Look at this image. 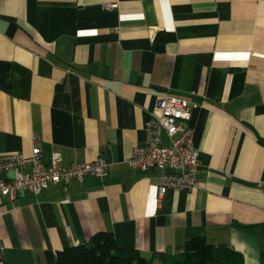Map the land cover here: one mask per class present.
Wrapping results in <instances>:
<instances>
[{
    "label": "crops",
    "instance_id": "1",
    "mask_svg": "<svg viewBox=\"0 0 264 264\" xmlns=\"http://www.w3.org/2000/svg\"><path fill=\"white\" fill-rule=\"evenodd\" d=\"M191 93L201 188L160 197L127 160L158 98ZM33 147L107 167L1 199L0 264H55L99 232L146 259L202 237L264 264V0H0V153Z\"/></svg>",
    "mask_w": 264,
    "mask_h": 264
},
{
    "label": "built area",
    "instance_id": "2",
    "mask_svg": "<svg viewBox=\"0 0 264 264\" xmlns=\"http://www.w3.org/2000/svg\"><path fill=\"white\" fill-rule=\"evenodd\" d=\"M104 7L112 10L116 4H105ZM194 95L191 93L190 97L183 98L166 94L158 98L144 128V143L133 149L127 160L131 168L158 171L160 197L169 189L191 191L201 188L199 157L188 125L191 111L197 108L192 99ZM163 136L167 138V144L163 142ZM41 156L38 147L32 148L29 157L19 153H0V200L13 201L23 192L37 196L50 185H60L65 189L70 182H81L88 176L101 178L107 167L101 157L91 163L59 167V153L50 155L48 165L41 163ZM25 167L30 168L27 174L22 171Z\"/></svg>",
    "mask_w": 264,
    "mask_h": 264
},
{
    "label": "trees",
    "instance_id": "3",
    "mask_svg": "<svg viewBox=\"0 0 264 264\" xmlns=\"http://www.w3.org/2000/svg\"><path fill=\"white\" fill-rule=\"evenodd\" d=\"M174 40L171 33H158L153 48L162 52L165 44ZM154 261L160 264H243V257L226 246H214L196 237L184 243L179 255L154 254L146 259L136 249L119 246L107 232L96 233L87 243L57 251L55 256V264H154Z\"/></svg>",
    "mask_w": 264,
    "mask_h": 264
},
{
    "label": "water",
    "instance_id": "4",
    "mask_svg": "<svg viewBox=\"0 0 264 264\" xmlns=\"http://www.w3.org/2000/svg\"><path fill=\"white\" fill-rule=\"evenodd\" d=\"M264 247V243L262 244V248Z\"/></svg>",
    "mask_w": 264,
    "mask_h": 264
}]
</instances>
